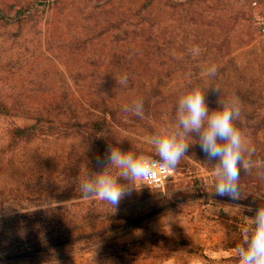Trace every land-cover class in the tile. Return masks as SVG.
Returning <instances> with one entry per match:
<instances>
[{
  "label": "rangeland",
  "instance_id": "374dc122",
  "mask_svg": "<svg viewBox=\"0 0 264 264\" xmlns=\"http://www.w3.org/2000/svg\"><path fill=\"white\" fill-rule=\"evenodd\" d=\"M29 1L0 0L7 16L0 20V96L24 111L69 107L81 120L101 108L121 115L142 97L145 111L158 113L152 119L172 123L167 114L179 96L200 83L210 110L222 95L239 98L238 126L255 148L253 159L264 160V102L257 101L264 96V0H153L139 14L146 0H37L47 7L13 17L8 5ZM226 35L229 56L220 48ZM123 74L127 87L116 81ZM129 114L132 120L110 127L111 141L124 138V151H152L142 142L152 132L149 121L147 127ZM11 122L26 121L0 116V166L11 162L0 184L43 175L49 188H0L33 196L0 208V264H239L245 216L264 205L260 171L241 173L239 200L215 196L208 179L217 161L193 133L163 190L142 187L113 210L79 192L83 171H99L97 157L109 145L66 133L9 149Z\"/></svg>",
  "mask_w": 264,
  "mask_h": 264
},
{
  "label": "clouds",
  "instance_id": "9594fccd",
  "mask_svg": "<svg viewBox=\"0 0 264 264\" xmlns=\"http://www.w3.org/2000/svg\"><path fill=\"white\" fill-rule=\"evenodd\" d=\"M217 67L208 68L206 75L215 77ZM121 87L130 83L127 74L116 79ZM217 89V88H216ZM206 89L194 83L178 98L172 123L157 122L146 116L145 101L138 97L123 107L125 113L148 119L152 132L142 138L152 151L119 147L122 139L109 144L103 157H97L99 171L86 168L79 179V192L85 200H97L115 210L122 199L150 187L153 172L160 168L175 170L198 137L202 151L210 166L208 186L214 195L239 200L242 193L241 173L249 174L256 169L264 174V160L253 159L255 148L249 137L238 126L241 118V102L235 95H222L218 107L210 110ZM219 90V89H218ZM127 183H121V181ZM155 193V192H154ZM167 195V194H166ZM251 211V209H249ZM239 264H264V205H259L253 216H245L241 242L236 247Z\"/></svg>",
  "mask_w": 264,
  "mask_h": 264
},
{
  "label": "trees",
  "instance_id": "16d2710c",
  "mask_svg": "<svg viewBox=\"0 0 264 264\" xmlns=\"http://www.w3.org/2000/svg\"><path fill=\"white\" fill-rule=\"evenodd\" d=\"M153 3V0H146L145 3L136 11L137 14L142 12V10L150 7ZM48 4H45L41 1H29L22 5L9 4L8 7L13 11V17L19 18L26 15H30L34 12L41 11ZM7 18L6 14L2 13L0 10V20L4 21ZM228 21L227 31L231 28L233 21ZM264 29V28H263ZM230 40L227 38V35L224 36L223 44L220 48H225L223 54L229 56L230 54ZM214 55V53H213ZM247 100V99H246ZM259 103L264 102V96L257 97ZM100 109V108H99ZM146 112L147 117H155L158 115L156 111ZM257 116H260L259 113H255ZM0 116L14 120L21 118L25 120L23 125H18L16 123H10L6 128V136L9 140L7 148L11 149L13 143H22L26 144L31 140H47L49 138H55L61 134L66 133H75L84 139L92 140L93 142L103 143L105 145L113 144L110 139V127L112 125L119 126L128 120H132L133 116L129 113L116 114V112L107 111L105 108L97 110L95 113L89 114L88 118L81 120L76 112L69 107H60L56 110H22L18 106V102L15 98L0 96ZM172 120H174L175 111L168 112ZM261 118H264L261 117ZM145 125L149 127L148 119H143ZM10 161L5 163V165L0 166V171L4 170V167L10 165ZM0 188H49L46 183L45 177L42 175L41 178L32 181H23L22 184H0ZM5 190L0 189V208L6 202H19L26 201L31 202L32 195L29 192L18 190L15 193L6 192ZM9 196L8 198H5ZM13 195H19V197H13ZM36 198H40L35 196ZM43 197V196H41Z\"/></svg>",
  "mask_w": 264,
  "mask_h": 264
},
{
  "label": "built area",
  "instance_id": "2783aa9c",
  "mask_svg": "<svg viewBox=\"0 0 264 264\" xmlns=\"http://www.w3.org/2000/svg\"><path fill=\"white\" fill-rule=\"evenodd\" d=\"M173 174H174L173 170H167L164 168L158 169L152 174L150 187L154 190H163L164 186L170 180ZM144 187L148 188L147 186Z\"/></svg>",
  "mask_w": 264,
  "mask_h": 264
}]
</instances>
